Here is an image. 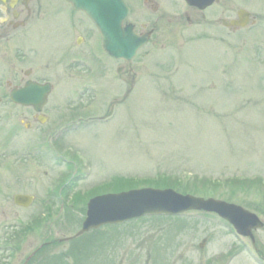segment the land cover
Wrapping results in <instances>:
<instances>
[{
    "label": "rangeland",
    "instance_id": "rangeland-1",
    "mask_svg": "<svg viewBox=\"0 0 264 264\" xmlns=\"http://www.w3.org/2000/svg\"><path fill=\"white\" fill-rule=\"evenodd\" d=\"M51 1L65 13L60 0ZM241 4L258 20L254 26L211 25L218 16L233 17ZM139 7L149 26L157 14ZM161 7L156 34L132 62L133 92L110 119L87 127L66 125L70 110L100 117L112 98H121L119 63L106 61V81L90 73L87 57L72 70L52 67L48 119L27 129L16 115L23 110L12 108L2 91L11 54L22 46L38 51L44 65L55 60L51 50L61 48L55 42L64 38L66 19L50 10L20 44L0 40V264H24L30 255L27 264L258 263L225 222L195 212L144 216L58 242L80 229L89 197L137 188L222 200L264 220V16L255 12L264 13V0H219L205 21L191 24L179 16L180 0ZM83 35L73 36L77 50H87ZM15 194L33 201L16 206ZM49 232L53 245L33 256Z\"/></svg>",
    "mask_w": 264,
    "mask_h": 264
},
{
    "label": "flooded vegetation",
    "instance_id": "flooded-vegetation-1",
    "mask_svg": "<svg viewBox=\"0 0 264 264\" xmlns=\"http://www.w3.org/2000/svg\"><path fill=\"white\" fill-rule=\"evenodd\" d=\"M60 1L62 2V5L65 6V10H66L65 13L60 9L55 8L54 6L55 4H53L51 0H0V40H3L7 44L8 43L16 44L17 42L20 44L24 39L28 37V35L32 32V30L35 27L39 25H43L47 22L48 20L47 18L49 16L50 10H54L55 14H62L66 19V23L64 25V30H65L64 38L60 37V39L57 42H55V45H59L61 46V48L57 50H53V49L51 50L50 57L52 54L57 55L55 60H50V59L46 60V62L48 63L44 65L43 61L40 60V54L38 51L32 49L27 52L22 46L19 49L20 51L19 55L17 54V52L11 54L10 63L12 58V64L10 65L9 72L7 73L8 78H6L5 80L7 100L12 108H17V109L20 108L23 110L20 113L17 112L16 115L19 118H21L22 121L27 122V129H29L33 123L38 122L41 119V116L44 115L43 112L44 109L49 104V98L54 89L53 86L54 80L52 79L54 73L52 72L53 71L52 67H54V70L56 68H59L60 66L64 67L65 70H72L75 64L77 65L82 64L84 61H82L81 59L87 57V60H89L90 62V64H88L89 65L88 69L90 73L93 71L98 72L101 78L106 81L108 76L107 73L111 70L108 65V62L106 61H109L110 63L111 61L118 62L119 65L115 68V75L120 82L125 84L126 92L127 91L129 92L128 97L133 92L135 86L136 73L133 70V66L131 65L127 69L123 61H116L108 57L105 53H102L101 56L99 57L98 55L99 36L95 31V29L93 28V26L91 25V23L82 13L74 12L71 9L70 5H68L63 0ZM165 1L167 0H124V2L126 3V5L130 10L128 16V20H129L128 22L133 26V29L136 34L138 35L149 34L148 43L157 32L158 21L162 20L163 16L165 15V11L161 7V3ZM180 1L183 5V10L179 16L184 17L187 24L199 22L201 20L205 21L207 15H204V12H206L214 4L216 3L218 4L219 2V0H214L211 6H209L206 9H201L198 6L190 4L188 0H180ZM139 5L144 10L147 7H150L151 13L153 15L157 14L154 22L149 26L147 25L146 22L142 21L143 15L140 12L141 9L140 11L136 10V7H139ZM56 6H61V4ZM240 6L241 7H238L236 9L233 17L226 19L225 17L218 18L219 17L218 16L216 17L217 19L215 18L216 22L212 21L211 25H220L224 27L223 26L224 22L237 20L238 12L243 11L245 12V14H247L248 17L246 27L254 26L258 20L256 19L255 16L251 14V12H249V10H247V8L249 9L250 7L249 6L246 7L244 4H241ZM225 12L226 9H223V13ZM255 12L259 15L264 16V13L262 14L257 11ZM33 23L36 24L30 27ZM26 28L27 30L25 31ZM42 29H48V28L47 26H43L42 28H40V30ZM227 29L236 30L237 28H235L234 26H230ZM79 32H83L84 34L83 35L84 38L82 39H83V44L87 46V50H77L75 48L74 43L76 39L73 40V36L75 35V33H79ZM92 52H93V56L90 55ZM87 54L89 55L87 56ZM13 60H15L14 63ZM49 76H52L51 79L48 78ZM44 84L50 85V94L48 96L47 104L41 109V113H36L33 105L25 106L27 104L18 105L11 102L10 93L13 90L26 87L27 85H30L31 88H35V86L37 85H44ZM26 94L27 93H25L24 96H26ZM34 99H38L37 91L34 94L32 100L27 98L26 101H33ZM123 102H124L123 99L120 101L119 98L114 97L109 102L108 108L110 105V111L113 113V108L115 107V105L117 103H123ZM34 105H38V104L35 103ZM6 117L9 118L10 116L6 115ZM89 119L93 120L92 118ZM262 221H263V227L257 230H253L250 236L248 237L239 236L234 233L237 240L240 241L239 245L242 247L243 250L253 251L255 253V257L257 258L258 264L259 263L264 264V256H263L264 220ZM49 236H50V232L49 234H47L46 237L47 240L49 239ZM52 245L53 243L48 240L46 243H41L40 247L34 250L31 254L35 255L37 251H39L40 253L41 249L49 248Z\"/></svg>",
    "mask_w": 264,
    "mask_h": 264
},
{
    "label": "water",
    "instance_id": "water-1",
    "mask_svg": "<svg viewBox=\"0 0 264 264\" xmlns=\"http://www.w3.org/2000/svg\"><path fill=\"white\" fill-rule=\"evenodd\" d=\"M75 11L83 12L99 32L101 49L110 57L123 59L129 67L131 59L137 50L146 42V37L136 36L130 25L123 26L128 15V9L122 0H66ZM190 4L203 9L210 6L213 0H188ZM248 17L243 11L238 12V20L224 22L226 27H243ZM28 96H23L25 90L16 92L13 99L19 103H28L27 98L34 97V90L39 95H45L46 89L32 88ZM31 98V99H32ZM43 98L36 102L40 104ZM40 105H36L38 108ZM16 205L27 207L31 197L16 195ZM190 210L215 212L237 230L246 235L251 227L257 228L261 224L257 218L241 207L227 204L213 199L195 198L181 195L171 189L130 190L119 194H106L92 198L87 204L86 218L82 223L79 234L105 224H118L144 215H176Z\"/></svg>",
    "mask_w": 264,
    "mask_h": 264
}]
</instances>
